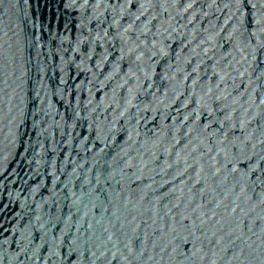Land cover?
I'll list each match as a JSON object with an SVG mask.
<instances>
[{"label": "water", "instance_id": "water-1", "mask_svg": "<svg viewBox=\"0 0 264 264\" xmlns=\"http://www.w3.org/2000/svg\"><path fill=\"white\" fill-rule=\"evenodd\" d=\"M0 264H264V0H0Z\"/></svg>", "mask_w": 264, "mask_h": 264}]
</instances>
